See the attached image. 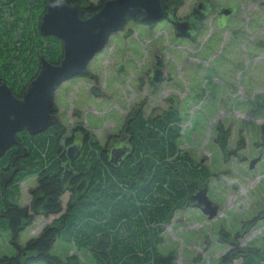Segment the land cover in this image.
<instances>
[{
	"label": "rangeland",
	"instance_id": "rangeland-1",
	"mask_svg": "<svg viewBox=\"0 0 264 264\" xmlns=\"http://www.w3.org/2000/svg\"><path fill=\"white\" fill-rule=\"evenodd\" d=\"M77 1L95 6L101 0ZM175 1L183 4L180 15L200 0ZM212 1L217 10H243L245 27L253 33L248 38L230 36L214 30L207 17L195 40L183 41L163 24L147 29L126 22L92 58L88 75L62 83L54 95L65 136L74 126H83L107 148L116 135L123 137L122 126L133 107L144 105L146 117L164 109L165 98L174 100L181 117L178 149L209 170L207 197L218 212L212 220L192 207L174 213L158 245L173 264H223L222 257L231 253L232 264H241L242 252L264 249V0ZM153 56H162L167 65V81L154 93L147 79ZM217 128L225 136L221 143L222 134L214 140ZM35 185L34 177L20 183L19 206L29 205V190ZM67 198L65 194L61 199L63 207ZM52 219L35 218L16 244L24 246ZM50 253L63 262L73 256V264H93L86 250L77 251L60 239ZM15 255L9 229L0 228V259Z\"/></svg>",
	"mask_w": 264,
	"mask_h": 264
},
{
	"label": "trees",
	"instance_id": "trees-1",
	"mask_svg": "<svg viewBox=\"0 0 264 264\" xmlns=\"http://www.w3.org/2000/svg\"><path fill=\"white\" fill-rule=\"evenodd\" d=\"M46 1L0 0V84L17 97L35 78L40 58L58 64L62 57L61 42L39 32ZM73 1L82 17L95 13L104 0L95 6ZM180 124L173 111L138 115L127 125L130 155L117 165L109 164L106 147L85 131L66 176L70 140L59 122L36 135L17 133L15 145L0 157V228L9 229L16 255L0 264H73V256L63 262L51 255L58 239L86 250L93 264H173L158 250L163 227L176 211L192 207L211 176L206 166L179 151ZM31 177L36 185L29 190V205L21 207L19 185ZM40 216L53 219L18 246L19 233ZM239 259L264 264V249L247 250ZM221 262L232 264L230 254Z\"/></svg>",
	"mask_w": 264,
	"mask_h": 264
},
{
	"label": "water",
	"instance_id": "water-1",
	"mask_svg": "<svg viewBox=\"0 0 264 264\" xmlns=\"http://www.w3.org/2000/svg\"><path fill=\"white\" fill-rule=\"evenodd\" d=\"M164 0H104L93 14L80 17L73 0H47L39 20V32L43 37H54L62 44V57L58 64L40 58V66L33 80L17 97L4 84H0V157L16 143V135L26 131L30 135L44 132L58 123L54 105L56 89L64 82L84 76L92 58L99 53L109 38L117 33L128 19L153 24L162 18ZM228 16L229 9L223 10ZM179 37L187 36L184 25L179 28ZM161 82L158 72L152 84ZM264 139V130L262 131ZM64 175L71 174L69 164L80 153V147L71 145L65 152ZM125 149H113L109 164L117 165L129 157ZM123 157V159H122ZM122 159V160H121ZM259 161L249 164L252 169ZM193 208H197L209 220L216 217L218 207L207 197L205 185L193 197Z\"/></svg>",
	"mask_w": 264,
	"mask_h": 264
},
{
	"label": "flooded vegetation",
	"instance_id": "flooded-vegetation-1",
	"mask_svg": "<svg viewBox=\"0 0 264 264\" xmlns=\"http://www.w3.org/2000/svg\"><path fill=\"white\" fill-rule=\"evenodd\" d=\"M164 1L165 2H164V8L162 12V18L155 25H152V24L149 25L147 23H142L136 19L130 20L129 22L134 21L138 23L139 25H143L147 27V29H149L150 27L158 26L159 24H163L172 31L174 37H177L178 39H183V41H194L195 38L199 35V33H201L204 30V23L206 22L207 17H211V20H210L211 23L213 22L215 23L216 28L214 30H219V31L224 30L225 32L229 33L230 36L248 38L249 35L253 33V31L245 27V20H244L245 12L243 10L239 11V8L237 7L229 6L226 8H219L217 10L212 0H200L198 3H194L190 8H188L186 12L179 15L178 14L179 9L183 6V4H180L175 0L173 1L164 0ZM225 9L230 10V14L228 16H225L223 14V10ZM233 19H235L234 22H232ZM181 24L184 25V31L186 32L187 36H184V37L177 36V34L179 33V28ZM214 30L211 31V34L213 33ZM216 56L218 55L216 54L215 57ZM152 58L153 60H151L149 63L152 69L151 70L148 69L147 79H148L149 86H151L152 92L154 93L160 84H163L165 81H167V79H165L164 77L165 72L167 71V65L163 62L162 56H153ZM156 72L160 74L161 82L157 85H153L152 80ZM85 75H88V72H86ZM164 101L167 103L164 109H161L160 107L159 113L155 115H152L151 113L150 115H147L146 117L144 116L142 112V108H141V107H144V105L143 106L136 105L135 107H133L127 113L125 123L122 126L123 137H119L116 135L114 139L115 141L112 144V146H110V148H107L105 145L107 152H108V157H109L110 151L113 149H125L126 153H130V147L128 145L129 139L126 135L127 125L130 124L131 121H133L138 115L141 114L145 118L156 117V116L161 115L162 113L173 111L177 113L178 116L180 117L179 113L176 110V105L174 103V100L172 98L170 99L165 98ZM217 129L218 130L215 136L216 139L214 140L219 139L218 143H221L224 140L225 136H223V133L220 132L219 128ZM85 131L88 132V130H86L83 126H78V125L74 126L72 130L70 131V133L68 134V139L70 140V144L67 146V148L71 145H76L77 147L79 146L81 149ZM217 137L219 138L217 139ZM181 153L183 154V156L188 157L192 159L193 161H195L187 152L186 153L181 152ZM198 163L203 164L202 161H199ZM232 254L233 253H231L230 256H232ZM241 255H243V252L240 254V256Z\"/></svg>",
	"mask_w": 264,
	"mask_h": 264
}]
</instances>
